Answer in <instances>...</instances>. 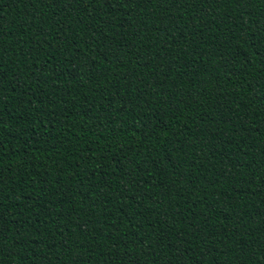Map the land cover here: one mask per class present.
Here are the masks:
<instances>
[{
  "label": "trees",
  "instance_id": "trees-1",
  "mask_svg": "<svg viewBox=\"0 0 264 264\" xmlns=\"http://www.w3.org/2000/svg\"><path fill=\"white\" fill-rule=\"evenodd\" d=\"M0 264H264V0H0Z\"/></svg>",
  "mask_w": 264,
  "mask_h": 264
},
{
  "label": "snow or ice",
  "instance_id": "snow-or-ice-1",
  "mask_svg": "<svg viewBox=\"0 0 264 264\" xmlns=\"http://www.w3.org/2000/svg\"><path fill=\"white\" fill-rule=\"evenodd\" d=\"M90 2H91V3H97V2H98V0H90ZM106 2H110V0H106ZM161 2H162V3H164V2H165V0H161ZM2 67H3V65H2V64H0V69H2Z\"/></svg>",
  "mask_w": 264,
  "mask_h": 264
}]
</instances>
